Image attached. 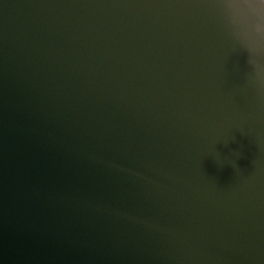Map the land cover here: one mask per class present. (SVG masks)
I'll return each instance as SVG.
<instances>
[{
  "label": "water",
  "instance_id": "95a60500",
  "mask_svg": "<svg viewBox=\"0 0 264 264\" xmlns=\"http://www.w3.org/2000/svg\"><path fill=\"white\" fill-rule=\"evenodd\" d=\"M264 0H0V264H264Z\"/></svg>",
  "mask_w": 264,
  "mask_h": 264
},
{
  "label": "clouds",
  "instance_id": "9594fccd",
  "mask_svg": "<svg viewBox=\"0 0 264 264\" xmlns=\"http://www.w3.org/2000/svg\"><path fill=\"white\" fill-rule=\"evenodd\" d=\"M236 38L250 44L256 54H264V13L257 14L255 21L237 32Z\"/></svg>",
  "mask_w": 264,
  "mask_h": 264
}]
</instances>
